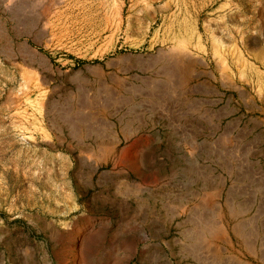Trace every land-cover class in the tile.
<instances>
[{"label":"rangeland","instance_id":"obj_1","mask_svg":"<svg viewBox=\"0 0 264 264\" xmlns=\"http://www.w3.org/2000/svg\"><path fill=\"white\" fill-rule=\"evenodd\" d=\"M0 264H264V0H0Z\"/></svg>","mask_w":264,"mask_h":264},{"label":"bare ground","instance_id":"obj_2","mask_svg":"<svg viewBox=\"0 0 264 264\" xmlns=\"http://www.w3.org/2000/svg\"><path fill=\"white\" fill-rule=\"evenodd\" d=\"M32 7V6H31ZM38 12V11H37ZM31 14H33V12L31 13ZM51 15H52V13H51V11H50V9H47L45 12H43L42 14H39V16L40 17H38V18H40V20H42L43 22H44V24H45V26L47 27V26H49V25H51V24H53V23H51ZM53 15H55L54 13H53ZM33 16V15H32ZM31 16V17H32ZM56 16H57V14H56ZM52 21H53V19H52ZM33 22H36V20H35V18H34V21ZM41 22V21H40ZM39 23V22H38ZM34 24V23H33ZM52 26V25H51ZM45 28V27H44ZM47 30V29H46ZM43 31H45V30H43ZM43 33H45V32H43ZM181 54V53H180ZM189 60V59H188ZM185 61H186V59H185ZM180 62H181V60H180ZM187 62V61H186ZM182 65V64H181ZM190 74V73H189ZM170 77V76H169ZM173 77V76H172ZM175 78V77H174ZM183 81V80H182ZM185 82V81H184ZM179 86V85H178ZM73 118V117H72ZM67 121V120H66ZM72 122V121H71ZM217 194V193H216ZM215 194V196H218V195H216ZM216 200V199H215ZM216 202V201H215ZM209 203V202H208ZM214 204V203H213ZM209 206V205H208ZM213 206V205H212ZM209 207H211V206H209ZM213 208V207H212ZM198 217H200V216H198ZM197 220H198V218H196ZM195 223V222H194ZM218 223V222H217ZM220 223V222H219ZM216 224V223H215ZM249 226V225H248ZM223 227V226H222ZM220 228H221V226H220ZM237 228V227H236ZM220 235H221V233H220ZM224 235V234H223ZM197 245V244H196Z\"/></svg>","mask_w":264,"mask_h":264}]
</instances>
